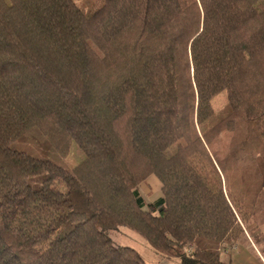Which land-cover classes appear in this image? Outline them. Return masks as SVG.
Here are the masks:
<instances>
[{"label":"trees","instance_id":"1","mask_svg":"<svg viewBox=\"0 0 264 264\" xmlns=\"http://www.w3.org/2000/svg\"><path fill=\"white\" fill-rule=\"evenodd\" d=\"M263 190L264 0H0V264H226Z\"/></svg>","mask_w":264,"mask_h":264},{"label":"crops","instance_id":"2","mask_svg":"<svg viewBox=\"0 0 264 264\" xmlns=\"http://www.w3.org/2000/svg\"><path fill=\"white\" fill-rule=\"evenodd\" d=\"M148 181L153 182L158 190L156 198L148 201L152 203L162 196V184L155 176L149 177L147 179V182ZM144 184L145 183H142L140 186L141 193L144 190ZM152 192H154V190L150 193ZM258 213L259 220L257 221L254 218L253 221H251L248 226L249 232L246 231V236L238 241L235 248L229 249L228 251L226 250V252L222 253V262L226 264H264V202L261 211ZM147 246L149 245L147 244ZM148 248L151 250L154 257V261L150 264H176L175 261L159 256L150 246Z\"/></svg>","mask_w":264,"mask_h":264},{"label":"rangeland","instance_id":"3","mask_svg":"<svg viewBox=\"0 0 264 264\" xmlns=\"http://www.w3.org/2000/svg\"><path fill=\"white\" fill-rule=\"evenodd\" d=\"M76 1L79 4L84 5L86 9H89L92 0H76ZM212 104H213V109L216 112L223 109L227 104L226 93H222L219 96H217L213 100ZM82 158H83L82 150L78 145H74L72 146L71 152L66 158V163L68 164V166L74 167L80 162V160H82ZM143 183L145 184L142 194L145 197L146 201L148 202L149 200L155 199L157 196L156 193H158L155 184H153V182L151 181L147 182V180ZM153 190L154 192L150 193ZM263 202H264V190L262 191V196L259 197L256 206L260 209L262 207ZM256 220L257 221L259 220L258 214L256 216ZM111 237L116 244L135 248L145 258L148 264L154 261L153 254L151 253V250L148 248L149 246H147V244L144 242V239L141 236H139L137 233L126 228H121L119 231H113L111 233ZM171 261H175V260L173 259ZM175 263L178 264L177 261H175Z\"/></svg>","mask_w":264,"mask_h":264}]
</instances>
